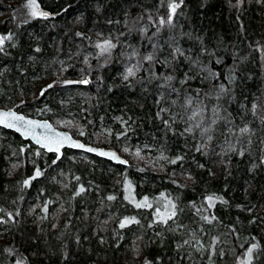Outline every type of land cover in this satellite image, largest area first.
Instances as JSON below:
<instances>
[{"label": "trees", "instance_id": "1", "mask_svg": "<svg viewBox=\"0 0 264 264\" xmlns=\"http://www.w3.org/2000/svg\"><path fill=\"white\" fill-rule=\"evenodd\" d=\"M178 1L171 23L169 0H35L56 17L20 7L0 22V109L130 163L69 149L57 160L0 128V264H234L253 244L250 263L264 264V0ZM146 144L176 163L159 172L122 154ZM22 145L35 162L10 177L7 156ZM60 168L68 188L53 180ZM30 197L43 222L26 215ZM145 197L151 206L137 207ZM125 218L138 223L120 227Z\"/></svg>", "mask_w": 264, "mask_h": 264}, {"label": "rangeland", "instance_id": "2", "mask_svg": "<svg viewBox=\"0 0 264 264\" xmlns=\"http://www.w3.org/2000/svg\"><path fill=\"white\" fill-rule=\"evenodd\" d=\"M3 2H6L8 4V9H0V22H4L8 19H15L17 16H13L16 11H19V8L23 7L24 11L28 12L30 16L32 9L30 7H28V0H2ZM18 4V5H17ZM172 4H178L179 6L176 8L175 13H172L171 11V7L170 5ZM14 6V7H13ZM182 7V2L178 1V0H169L168 3V15L171 16V19H173L175 16H177V14L179 13V11L181 10ZM14 9V11H13ZM17 9V10H15ZM17 11V12H18ZM0 37H3L4 39L6 38L3 35H0ZM3 39V41H4ZM216 118V117H215ZM214 118V119H215ZM117 121H119L120 123H126L123 119L119 118L116 119ZM73 122L75 124H79V118H74ZM198 126H202L204 125L203 122L199 121L197 122ZM57 127V126H56ZM103 128V127H102ZM101 128V130H102ZM62 129V128H60ZM202 130V129H201ZM105 131V130H104ZM104 131L100 132L99 137H101L104 133ZM203 133V131H201ZM3 138V137H1ZM211 140V139H210ZM250 143V142H249ZM134 149L136 150H130L127 151L126 153H122L124 156H126L129 160H133L132 158L137 159L138 162L141 163H146L147 167H151L156 171L159 172H164L168 169L169 166H171L172 162H171V158L170 155L165 151V150H159L156 147H154L153 145L150 144H146L143 145L139 148L135 147ZM10 155L7 156V171H8V175L10 177L14 176L25 164V161H28L30 164L34 163L35 161L33 160V158H35V151L37 150H27V147L25 145H22L19 147V149H10ZM137 153H139L137 155ZM26 154V157H25ZM86 154H80L79 156H77L79 159H82L85 163H91L94 164L93 161L90 160L89 157L85 156ZM67 165V164H66ZM67 168V167H66ZM58 177L57 178H53V180H55L56 182H60V187L61 188H68L72 182V174H70V169L68 168L67 170H65V168H60L58 169ZM182 181L184 183L187 184H191L193 182V177L189 174V173H183V175L181 176ZM129 195L131 196V198L133 199V195H131L130 191H129ZM29 203H27V206L29 208H27L28 210L26 211V215L33 217L36 221L38 222H43L44 218H45V210L43 209V201L41 198H35L33 200V197H30L27 200ZM62 211V204L61 202H58L57 207L52 210L51 212V219L53 222V226H55L58 222V219L60 217V212ZM4 222H0V228L4 227ZM142 240L137 238L134 239V242L131 246L130 249V253L133 256V258L135 259H140L141 255H142ZM246 252L237 254V255H233L232 254V258H234L235 262L234 264H244L245 261L248 260V257L246 255ZM251 262V261H250ZM193 264V263H191ZM251 264V263H250Z\"/></svg>", "mask_w": 264, "mask_h": 264}, {"label": "snow or ice", "instance_id": "3", "mask_svg": "<svg viewBox=\"0 0 264 264\" xmlns=\"http://www.w3.org/2000/svg\"><path fill=\"white\" fill-rule=\"evenodd\" d=\"M28 7H30L32 9L31 15L33 16H43V17H47L49 14L45 13V12H41L38 10V6L35 4V0H29V3L27 5ZM178 4H172L170 5L171 7V11L172 13H175L176 8L178 7ZM169 23H171V16L169 17L168 20ZM160 23H165V21L163 19H161ZM3 37H0V44L3 43ZM112 45L110 43H106L105 47H102V51H106L107 48L111 47ZM149 59H151V57H149ZM129 74L131 75V69H129ZM169 79H171V77H169ZM80 83H88L87 80H83L80 81ZM49 88L53 87V85H49ZM46 91V89L44 90ZM43 94V91L42 93ZM255 108V106H253ZM0 124H5L7 127H16L17 131H19L21 128L25 129V135H28L30 132H34V130L36 128H44V129H49L50 130V125L48 124H41L39 122L36 121H32V120H25V118L23 116H19L16 115L14 112H0ZM241 131H247V129H241ZM33 138L36 140V142L38 144H42L43 147H45L48 151H56L59 152L60 148L63 146L65 141H70V137L67 136V134H56V138L53 139L51 136L45 134L43 137L41 136H36L34 135ZM73 147H79V148H83L84 145L79 144V143H75L72 142ZM127 151V149H125ZM87 151H94V149H87ZM101 155H110L109 153H100ZM139 153H137L138 155ZM113 156V158H117L115 157V154H111ZM118 159V158H117ZM179 159V158H178ZM122 163H126V161H121ZM172 163H176L175 160L171 161ZM41 172L39 170L36 171L35 176L33 177V179H35V177L40 176ZM25 183H30V181H26ZM85 191V189L83 188V186H81L79 192L77 193V195L80 194V192ZM108 199H114V197H108ZM212 197H208V200L211 202L212 201ZM137 207H142V206H146V207H150L151 205L148 203L147 198H144V201L142 203H137L136 204ZM172 208L175 209V205H172ZM45 211H47V209L45 208ZM159 215V213H158ZM175 216V211H172L171 213L168 214V218H172ZM162 221L164 223L167 222V219H165L164 217H161ZM136 222L138 223V221H135V218H125V220L120 224V227H124L126 224L129 223H133ZM257 246L255 244H253L248 250H247V257L248 260L244 262V264H250V261L252 260V253H253V249H255ZM17 264H19V261L17 262ZM145 264H151V262L146 261Z\"/></svg>", "mask_w": 264, "mask_h": 264}, {"label": "water", "instance_id": "4", "mask_svg": "<svg viewBox=\"0 0 264 264\" xmlns=\"http://www.w3.org/2000/svg\"><path fill=\"white\" fill-rule=\"evenodd\" d=\"M45 13L49 14L47 16L48 18L56 17L55 14H51L50 12L45 11ZM0 112H14L16 115L23 116L25 118V120H32V121L39 122L41 124L46 123V124L50 125V130L44 129V128H36L34 130V132H30L28 135H25V129L24 128H21L19 131H17L16 127H7L5 124H0V128L15 132L16 134H18L22 138V140L31 142L33 145L44 150L48 154H54L56 156L57 160H60L63 158L65 149H69V150L81 152L83 154L93 155V156L99 157L101 159L108 160L114 164L122 165L125 167H128L130 164L129 161L125 157H123L118 151H116L114 149L103 148V147H99V146H96L93 144L85 143L84 141L75 138L71 133L64 131V130H60L55 125H53L49 120H42V119H38V118L29 117L23 113L18 112L15 109H0ZM45 134L51 136L53 139L56 138V134H67V136L70 137V141H65L63 146L60 148L59 152L48 151L45 147L42 146V144H38L36 142V140L33 138L34 135L43 137ZM72 142L82 144V145H84V147L83 148L73 147V146H71ZM89 148L94 149V151H87V149H89ZM101 152L109 153L110 155H101L100 154ZM111 154H115V157H117L118 159L113 158V156ZM121 161H126V163H122Z\"/></svg>", "mask_w": 264, "mask_h": 264}, {"label": "bare ground", "instance_id": "5", "mask_svg": "<svg viewBox=\"0 0 264 264\" xmlns=\"http://www.w3.org/2000/svg\"><path fill=\"white\" fill-rule=\"evenodd\" d=\"M18 5V4H17ZM14 7V6H13ZM13 11H14V9H13ZM45 12V11H44ZM60 130H62V129H60ZM64 131H66V130H64ZM67 132H69V131H67ZM70 133V132H69ZM57 159V158H56ZM61 160V159H60Z\"/></svg>", "mask_w": 264, "mask_h": 264}]
</instances>
